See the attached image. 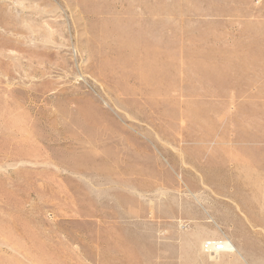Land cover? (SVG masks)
I'll return each instance as SVG.
<instances>
[{
    "label": "rangeland",
    "instance_id": "374dc122",
    "mask_svg": "<svg viewBox=\"0 0 264 264\" xmlns=\"http://www.w3.org/2000/svg\"><path fill=\"white\" fill-rule=\"evenodd\" d=\"M0 264H264V0H0Z\"/></svg>",
    "mask_w": 264,
    "mask_h": 264
},
{
    "label": "bare ground",
    "instance_id": "6f19581e",
    "mask_svg": "<svg viewBox=\"0 0 264 264\" xmlns=\"http://www.w3.org/2000/svg\"><path fill=\"white\" fill-rule=\"evenodd\" d=\"M211 241H217V240H211ZM221 243H223L224 244V247L226 248V250L225 251H223V250H215V252H213V253H211V252H208V253H210V254H212V256L215 258L216 257V255H213V254H217V255H219V254H221V253H226V252H232V251H235V250H237V247H236V245L231 241V240H229V239H227V240H219ZM207 242V241H206ZM205 242V243H206ZM205 243H204V250L206 251V249H205ZM207 252V251H206Z\"/></svg>",
    "mask_w": 264,
    "mask_h": 264
},
{
    "label": "built area",
    "instance_id": "2783aa9c",
    "mask_svg": "<svg viewBox=\"0 0 264 264\" xmlns=\"http://www.w3.org/2000/svg\"><path fill=\"white\" fill-rule=\"evenodd\" d=\"M205 249L207 252H211V253L215 252L216 249L217 250H223V251L226 250V248L224 247V244L221 243L219 240L214 241V242L213 241H207L205 243Z\"/></svg>",
    "mask_w": 264,
    "mask_h": 264
},
{
    "label": "crops",
    "instance_id": "0c3cea01",
    "mask_svg": "<svg viewBox=\"0 0 264 264\" xmlns=\"http://www.w3.org/2000/svg\"><path fill=\"white\" fill-rule=\"evenodd\" d=\"M199 245H200V244H199ZM198 250H199V248H198ZM235 251H238V249L235 250ZM206 255H207V257H205V258H207V260H210L209 257H208L209 255H208V254H206ZM206 255H205V256H206ZM222 255H223L225 261H226V257H227V256H228V257H229V256H234L233 254H226V253H224V254H222ZM211 257H212L213 260H214V259H218L217 256H216L215 258H214L213 256H211Z\"/></svg>",
    "mask_w": 264,
    "mask_h": 264
}]
</instances>
